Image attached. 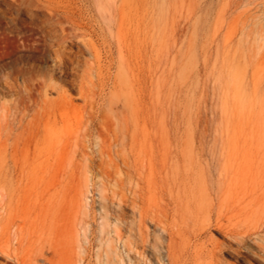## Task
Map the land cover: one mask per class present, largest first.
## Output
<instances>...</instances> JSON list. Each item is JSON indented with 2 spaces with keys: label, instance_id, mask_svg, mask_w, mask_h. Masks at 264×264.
Wrapping results in <instances>:
<instances>
[{
  "label": "rangeland",
  "instance_id": "rangeland-1",
  "mask_svg": "<svg viewBox=\"0 0 264 264\" xmlns=\"http://www.w3.org/2000/svg\"><path fill=\"white\" fill-rule=\"evenodd\" d=\"M233 1L228 8V0H140L156 27L152 71L149 61L139 67L133 51L121 63L115 44L99 47L101 65L91 70L97 106L85 155L84 129L71 122L84 114L76 88L93 56L81 43L66 44L72 61L60 67L54 52L60 34L47 36L31 22L37 1L0 0V170L24 174L10 182L13 230L23 227L13 248L38 264H167V234L152 221L161 217L158 186L148 188L152 201H125L121 130L128 128L130 136L136 130L139 138L171 141V152H185L158 158L149 173L156 184L166 162L168 169L203 170L202 187L213 191L212 222L225 231L212 227L196 236L210 224L206 210L193 219L171 216V224L190 226L182 262L264 264V0ZM45 84L58 87L46 98L64 91L80 107L71 121L59 116L47 125L31 123L46 99ZM18 106L29 107L23 124ZM115 130L120 140L109 148ZM220 171L221 204L215 193ZM140 207L149 215L144 240Z\"/></svg>",
  "mask_w": 264,
  "mask_h": 264
},
{
  "label": "bare ground",
  "instance_id": "bare-ground-1",
  "mask_svg": "<svg viewBox=\"0 0 264 264\" xmlns=\"http://www.w3.org/2000/svg\"><path fill=\"white\" fill-rule=\"evenodd\" d=\"M36 1L40 5V8L36 13L31 12V22L33 25L38 26V29L45 35L60 34L59 48L54 50L57 58L60 60V67L72 61L71 56L66 52V44L81 43L93 56L92 62L86 65V69L77 83L76 88L78 99L83 101L82 109H84V114L77 116L78 121L75 120V122H71V125L77 123L84 129V143L82 148L86 155L85 148L87 145L85 141H88L93 136V125L97 106V94L94 91L95 85L91 70H93L96 65L100 67V62L103 58L101 56V48L99 49V47L108 46L112 49L115 44L121 63H125L126 61L125 52L127 50L129 52L133 51L136 55L133 54L136 57L137 64L139 65L140 63L139 67L144 69V63L149 61V69L152 71V60L156 51L157 39L155 23L152 16L142 14L140 6L144 3L140 5V0L139 2L137 0ZM94 3L98 5L97 10L94 9ZM233 3V0H228L227 7L233 8ZM239 4L237 5L239 6ZM82 51V46H80L79 52ZM111 52L112 51H110V53ZM111 55H113V52ZM11 85L13 86V84ZM10 89L12 90V88ZM54 89H58V87L52 84H45L42 88V93L45 98ZM58 95V98L54 100L48 98L43 100V106H41L42 110L39 109L33 115L31 123H44L47 125L51 119L57 122L59 116H62L64 120H72L71 115L76 113L80 107L72 103V101L70 103L64 91H60ZM16 110L17 114H19V123L23 124L26 120L29 107L18 106ZM98 135L99 137H103L101 133ZM110 140L112 143L109 145V148H111L113 142H119L120 137L117 130H115L114 136H110ZM105 141L106 138L103 139L104 143H106ZM173 143L171 141H158L152 136L139 138V134L136 130L130 136L128 128H123L121 130V146L124 163L122 187L127 203L132 199L134 203L145 204L146 200L152 201V197L150 196L151 191H149L148 188L150 189L153 185L158 186L155 188V190H158L156 195L157 198L154 197L155 195L153 197L155 201H157L158 212H160L161 217L158 216V218H156L155 216V218L153 217V220H151L158 226L163 224L164 232L167 234V240L165 241L167 247V264H185L182 262L181 251L182 248L186 251L187 247L190 246V237L188 236L190 233V226L188 224L189 227L183 230L184 228L176 221L171 224V216L173 219L175 217H180L182 220H185L186 217L193 219L195 216L201 214L202 211L206 210L210 215V224L208 227L203 225V230L196 235L197 237L201 236L207 229H211L212 227L221 231H225L227 227H225L224 224H220V222L213 225L211 213L215 206V199L213 198V191L211 192L208 188H204L205 186L202 187L205 183L203 170H197L194 167H187L183 170L174 168L168 169L166 162H163L161 171H159L160 183L156 184L154 180L150 178L149 173L153 174L156 171L158 158H165L171 154L178 159L181 154L185 153L180 150L171 152L169 149L174 145ZM98 151L100 150L98 149ZM217 176L219 178L217 184L218 189L215 193L216 199L221 204L220 200L223 199L225 194L222 193L223 172L220 171ZM16 177L20 180L21 177L24 178V174H18L16 176V174L10 170H0V189L2 190L0 193V207L1 209H5L6 212V215L0 213V240L1 242L4 240L7 244L6 246H3V244L1 246L0 244V264H38V262H33L28 259L26 255L20 254L18 251L19 247L15 249L11 246L12 242L19 239L23 230V227L20 225L13 230L16 222L14 217H12L14 190H11L13 186H10V182L11 180L14 181ZM143 208L144 207L139 208V233L142 240L145 239L142 228L149 219V215L146 212L148 210L144 211ZM221 246L222 244L217 243V248ZM211 254L212 259H215L216 251L213 250ZM42 260L46 261L44 257ZM162 264H166L165 261L162 262Z\"/></svg>",
  "mask_w": 264,
  "mask_h": 264
}]
</instances>
